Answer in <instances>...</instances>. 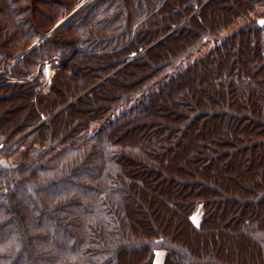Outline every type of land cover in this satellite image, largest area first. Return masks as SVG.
<instances>
[{"label": "trees", "instance_id": "1", "mask_svg": "<svg viewBox=\"0 0 264 264\" xmlns=\"http://www.w3.org/2000/svg\"><path fill=\"white\" fill-rule=\"evenodd\" d=\"M50 1L0 0V65L82 4ZM205 2L92 0L8 70L23 81L0 83V150L19 153L0 158V264H264V25L173 71L261 0Z\"/></svg>", "mask_w": 264, "mask_h": 264}, {"label": "rangeland", "instance_id": "2", "mask_svg": "<svg viewBox=\"0 0 264 264\" xmlns=\"http://www.w3.org/2000/svg\"><path fill=\"white\" fill-rule=\"evenodd\" d=\"M52 1H50L45 6H41V5H38V6L41 9V11L43 9L44 12L49 13L50 10H51ZM71 1H73V0H71ZM90 1H92V0H82V4L79 5V6H77V8L81 7L82 5L83 6L80 9H78V11L71 17V19L66 24H68L69 22H71L78 15V13L84 8V6H86V4L89 3ZM76 9L74 8L71 12H67L66 7L62 8L59 11L57 10L56 12H54V14H53L54 17L48 23V25H46L43 28L37 29L36 34H32L29 37H21V39H19L18 41H20V40H22V41L16 43L13 46V49L11 51L12 54L9 55L10 58H6V59H4L1 62V65H0V83L10 84V83H20V82H22L23 81L22 79H20L19 77H15V75L10 74V71H8V70H10L12 67H15L17 65V62H18L19 59L25 57L28 53H30L32 50H34L41 43V42L40 43L38 42V40H39V38L41 36H43L44 34H47L49 32V30L53 26H55L58 23L62 22L71 13H73ZM251 18L254 19V20H256V21H258V23H259V20L260 19H263L264 18V0H261V2H258L256 4V6H255L254 10L251 12V14H249L247 16H244V17L240 18L239 20H236V22L233 25H231L227 29L223 30L218 35H216V36H213V35L212 36L211 35L210 36H207L205 38L204 43L194 53H192L187 58H185L178 65V67L173 70L174 73L175 72H178V71H181L183 68H185V66L190 65L191 63H193L194 61H196L197 59H199L202 55L206 54L209 51V49L211 47H213V45H215L217 42H220L222 39H224V38L232 35L233 33H235L240 27H242L244 25V22L245 21H248ZM36 19L37 18L35 17L34 21H36ZM5 21H8V20H5ZM186 22L187 21L183 22L180 26L184 25V23H186ZM180 26H178L176 29H174L173 31H171L169 34L170 35L173 34ZM49 37H46V38H49ZM164 39H165V36L163 38H161L160 40H158L157 42L152 43L150 46H148L143 51V53L148 52L149 50H151L152 48H154L156 45H158L159 43H161ZM34 44H36L35 47H33ZM24 51L26 52L25 54H23ZM130 62L131 61H128L122 67H120L117 70H114L113 72H111L110 74H108L106 77L101 78L100 80L98 79V81H95L96 83H94L91 86H89L82 94H80V95L72 98L71 100L67 101L64 105L59 106L58 108H56V110L53 112V114L50 117L46 118V120L50 119L51 117H54V116L58 115L59 113H61L62 111H64L68 107H70L73 103H75L76 101H78L79 99H81L83 96H85V95L91 93L92 91H94L98 86H100L101 84H103L107 79L113 77L120 70H122L124 67H126ZM45 63L46 64H45V66L43 68V77H42V79L44 81V85H43V89L42 88L41 89L44 92H47L49 90L48 83H49L50 79L52 78V76L54 75L55 71L60 68V62L58 60H53V62H45ZM37 75H38V70L37 69H35V70L32 69V72H30V73L27 74L28 80L31 81ZM80 77H82V76H80ZM164 114H165L164 112H162V113L160 112L158 114V117H156L155 120H158L159 122H165ZM32 131H33V129L26 130L24 132V134H22L20 137L16 138L14 140V142H12V144H10L9 146H12V145L18 143V141L21 139V137H23L24 135H28ZM134 144H137V142H135ZM7 153H8L7 152V149H5V148L0 150V158H2L3 161L6 164H11L14 160L19 159V153L18 152H14V154L12 155V157L10 158V160H8L7 158L4 157V156L7 155ZM184 175L185 176H188L186 174H184ZM201 217H202V207H201V205H199L194 210V212L192 213V221L194 222V224H198L199 221L201 220ZM164 255H165V252L163 250H157L155 252L154 264H161L162 261H163Z\"/></svg>", "mask_w": 264, "mask_h": 264}, {"label": "water", "instance_id": "3", "mask_svg": "<svg viewBox=\"0 0 264 264\" xmlns=\"http://www.w3.org/2000/svg\"><path fill=\"white\" fill-rule=\"evenodd\" d=\"M211 0H208L205 4H203V6L200 8L202 9L204 6H206ZM83 6V5H82ZM81 6V7H82ZM81 7L77 8L73 13H71L66 19H64L62 22L58 23L57 25H55L47 34H45L44 36H42L40 39H39V43L42 42L44 39H46V37H49L52 33H54L55 31H57L58 29H60L61 27H63L70 19L71 17L78 11V9H80ZM199 9V10H200ZM259 24L260 25H264V18L263 19H260L259 20ZM170 34H168L166 37H168ZM160 42V41H159ZM158 42V43H159ZM36 44H34L33 47H35ZM31 49V48H30ZM28 52V51H27ZM26 52H24L23 54H25Z\"/></svg>", "mask_w": 264, "mask_h": 264}]
</instances>
